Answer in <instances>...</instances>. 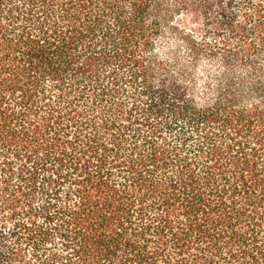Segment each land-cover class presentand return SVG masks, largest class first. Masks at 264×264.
I'll use <instances>...</instances> for the list:
<instances>
[{
	"label": "trees",
	"instance_id": "1",
	"mask_svg": "<svg viewBox=\"0 0 264 264\" xmlns=\"http://www.w3.org/2000/svg\"><path fill=\"white\" fill-rule=\"evenodd\" d=\"M0 264H264V0H0Z\"/></svg>",
	"mask_w": 264,
	"mask_h": 264
}]
</instances>
